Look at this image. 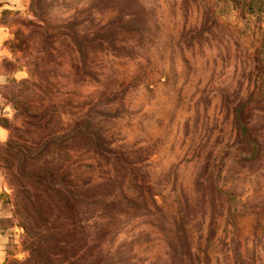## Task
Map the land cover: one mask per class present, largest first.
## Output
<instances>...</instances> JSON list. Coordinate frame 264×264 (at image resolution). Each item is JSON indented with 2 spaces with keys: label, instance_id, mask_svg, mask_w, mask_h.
I'll return each instance as SVG.
<instances>
[{
  "label": "rangeland",
  "instance_id": "374dc122",
  "mask_svg": "<svg viewBox=\"0 0 264 264\" xmlns=\"http://www.w3.org/2000/svg\"><path fill=\"white\" fill-rule=\"evenodd\" d=\"M20 1L5 264H264V0Z\"/></svg>",
  "mask_w": 264,
  "mask_h": 264
},
{
  "label": "crops",
  "instance_id": "0c3cea01",
  "mask_svg": "<svg viewBox=\"0 0 264 264\" xmlns=\"http://www.w3.org/2000/svg\"><path fill=\"white\" fill-rule=\"evenodd\" d=\"M20 0H0V14L1 10L7 9V8H17L20 5ZM4 30L3 28H0V31ZM7 137V132L5 128H3L0 125V141H4ZM6 238L0 234V264H5L6 258H7V249L5 246Z\"/></svg>",
  "mask_w": 264,
  "mask_h": 264
},
{
  "label": "trees",
  "instance_id": "16d2710c",
  "mask_svg": "<svg viewBox=\"0 0 264 264\" xmlns=\"http://www.w3.org/2000/svg\"><path fill=\"white\" fill-rule=\"evenodd\" d=\"M236 119H238V118H237V116L235 115V121H236ZM241 127H242V126H241ZM243 127H244V126H243ZM244 128H245V127H244ZM239 130H240V129H239ZM241 130H242V128H241Z\"/></svg>",
  "mask_w": 264,
  "mask_h": 264
}]
</instances>
